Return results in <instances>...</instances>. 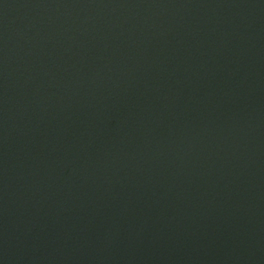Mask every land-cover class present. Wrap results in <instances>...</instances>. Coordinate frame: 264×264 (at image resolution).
Listing matches in <instances>:
<instances>
[{"label":"water","instance_id":"water-1","mask_svg":"<svg viewBox=\"0 0 264 264\" xmlns=\"http://www.w3.org/2000/svg\"><path fill=\"white\" fill-rule=\"evenodd\" d=\"M0 264H264V0H0Z\"/></svg>","mask_w":264,"mask_h":264}]
</instances>
